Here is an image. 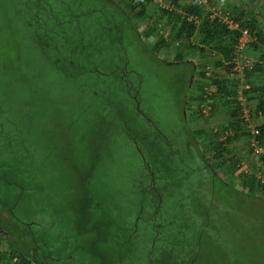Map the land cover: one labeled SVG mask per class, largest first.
<instances>
[{"label": "rangeland", "instance_id": "obj_1", "mask_svg": "<svg viewBox=\"0 0 264 264\" xmlns=\"http://www.w3.org/2000/svg\"><path fill=\"white\" fill-rule=\"evenodd\" d=\"M16 1L0 0V86L3 91L2 97L6 100L3 104L4 110L0 113L2 121L0 130L3 135L0 136V148H4L2 154L0 153V256L8 255L7 248L10 245L17 251L25 253L23 256L27 255L26 257L34 262L31 264H37V260L44 255L49 259L43 260L41 264H58L61 260L66 264L64 257H68V254L75 255V252L77 257L83 256L82 248L90 247V241L95 235V232L83 228L85 226L83 223H87V220L81 222V219L92 215L98 216L97 210L101 211L99 214L102 219L105 215V206L112 210L116 209L115 212L120 210L121 204L124 203L122 200L125 195L124 187L133 181V176L136 181L138 166L143 163L138 159V149L142 144L147 145L149 140L160 142L155 139L157 136L161 137L157 132L168 136L167 142L171 145L170 150H173L187 138L188 134L190 135V131L204 129L207 133L196 137V142L204 155L211 154L212 150L207 144L210 139L208 134L222 128L227 121L219 126H211L207 120L210 113L198 115L197 105L200 103L197 98L200 94L198 86L206 87V91L212 92L210 79L215 77L222 79L221 77L225 78L228 75L230 78L224 80L229 81V85L235 86L237 90L242 89L244 72L234 70V66L236 63H242L243 58L236 57L229 70L213 62L197 64L199 54L197 48L201 43L195 29L191 36L192 43L196 45L195 49L184 54L193 65L191 84L187 86L185 76H180L183 77L182 83L172 89L165 83V77H170V71H167L168 68L166 71L160 70L154 64L156 60L152 59L155 55L170 59L178 46L175 41H170L167 47L151 52V47L158 38L169 41V25L161 19L155 23L156 30L142 39L148 49L144 50L138 43H132L127 48L129 71L127 79L133 88L138 90L137 100L141 114L131 106L133 104L131 92L128 95L125 86L119 89L118 85L113 88L108 86L107 89L106 84L109 80L101 84V77L96 81L85 74L75 78L65 75L47 77L49 73L39 68L33 71L32 79L28 78L26 81L28 83L25 82V87H22V77L31 75L28 76V68L23 67V60L19 59V55L25 52L23 50L25 48L32 49V45L24 46L27 42L23 38L22 12L15 11L18 6L13 2ZM188 1L176 0L175 4L172 0L160 2L149 0L145 11L146 17L131 15L141 38L146 26L153 24L161 8L182 11V5ZM100 2L95 5L99 6ZM198 2L201 5L202 16L219 9L228 15L252 17L258 37L246 48L252 52H264V0H198ZM89 5L90 2H87V6ZM2 34L13 41L19 35L20 46L7 48L6 44L2 43ZM32 59L38 63L37 53ZM249 59L253 64H259L246 76L252 77L248 81L256 87L261 77H264V65L260 64L262 60H259V56ZM99 65L102 66L101 63ZM206 66L208 68H205ZM178 70L185 73L182 67ZM205 72L208 75H205ZM93 85H96L97 90L102 91L101 95L109 98L112 103L113 107L106 108L104 115V111L101 113L100 108L89 102L88 93L94 88ZM72 86L75 87L73 92ZM75 90L79 95H75ZM182 91L187 92L183 105L185 116L180 114L177 102H174L175 97ZM71 94L77 100L75 103L78 104L77 107L71 104ZM101 95L100 100L103 101ZM209 96L210 101L219 102V105H215L222 107V113H229L237 104L234 100L232 103H224L223 98L217 100L211 94ZM229 99L232 100V97ZM245 102L247 107H254L247 100ZM25 104L31 107V115L28 112L25 115ZM80 106L83 107L77 109ZM196 110L198 114L193 113ZM175 135H178L177 139ZM235 138L238 140L236 146L228 148L226 155L238 158L240 153H245L247 146L244 144V134H237ZM11 139L16 141L15 145L6 144ZM16 150L15 154L9 153ZM248 154L246 153L245 157L247 169L253 170L258 162L260 164L262 162L258 160L255 162L253 158L252 164L248 159L251 154ZM190 167L184 165L185 171L182 170L184 175H187ZM216 171L229 185L239 187L240 168L224 166L222 174ZM163 182L166 186L163 195L166 210L171 208L169 201L173 189L168 187L170 182L168 179H164ZM129 190L134 191V185ZM262 192L260 189L256 192L250 191L249 195L255 197L252 202L245 200L246 203H240L246 218L238 226L240 241L232 245V250L228 251L220 249L218 245L206 246L200 254L206 264L210 262L228 264L237 257L235 264H264ZM242 193L247 194V190L242 189ZM227 197L231 198L229 195ZM109 199L113 200L111 205H107ZM83 209L86 210L84 215ZM129 210L133 212L134 207H129ZM99 244L102 245V241H99ZM75 261L73 258L72 262ZM0 264L6 262L0 259Z\"/></svg>", "mask_w": 264, "mask_h": 264}, {"label": "trees", "instance_id": "obj_2", "mask_svg": "<svg viewBox=\"0 0 264 264\" xmlns=\"http://www.w3.org/2000/svg\"><path fill=\"white\" fill-rule=\"evenodd\" d=\"M148 1L17 0L13 2L18 6L15 11L22 12L23 38L27 42L24 46L32 45V49L25 48L23 49L25 52L19 55V59L23 60V67L28 68V76L31 75V77H22V87H25L28 78L32 79L33 71L40 68L49 73L47 77L65 75L75 78L85 74L95 81L101 77V84L109 80L106 84L107 89L108 86L113 88L117 85L119 89L123 85L122 81L116 77L119 73L116 66L121 68L123 62L127 63L128 46L138 43L144 50L148 49L142 39L156 30L155 23L161 19L169 25V41L158 38L151 47L154 52L167 47L170 41H175L178 46L174 58L182 60L186 52H192L195 49L196 45L192 43L191 36L197 29V38L201 43L197 48L199 55L207 56L211 52L218 54L222 61L218 60L215 64L226 70H229L233 64L234 45L240 34L239 30L247 27L256 39L258 37L252 17L241 18L240 14L230 15L238 22V28L228 29L217 19H209L207 13L202 16L198 0H189L182 5V11L161 8L153 24L146 26V31L141 38L132 17H146ZM87 2H90L89 6ZM97 2H100L99 6L95 5ZM172 2L177 4L176 0ZM190 14L197 15L199 23L187 21L186 17ZM2 37V43H5L7 48L20 46L18 45L21 41L19 35L14 41L8 40L9 38L4 34ZM35 53L39 59L38 63L32 59ZM259 57L264 61V52H261ZM100 63L102 66L99 65ZM258 65L255 63L251 69H244L243 76H248ZM102 72L108 74L105 76L101 74ZM200 74L203 75L202 72ZM209 82L213 87L211 92L213 98L217 100L223 98L224 103H232L233 100L236 102L235 86L228 87L225 80L218 78H212ZM92 87L94 88L88 93L89 102L100 108L101 113L106 108L113 107L109 98L101 95L102 91L97 90L96 85ZM74 88L71 87L72 92ZM198 88L200 94L197 98L200 102L204 91L203 87L198 86ZM250 88L254 91L260 87L251 84ZM37 89L39 90L38 87ZM242 93L244 95L246 89L243 88ZM2 95L0 86V113L4 110V102L6 103ZM75 95L79 94L75 93ZM100 95L103 101L100 100ZM71 96L72 106L77 107L75 96L73 94ZM229 97H232V100ZM209 104L210 113L217 105L212 101ZM29 105L25 104V115L27 112L31 115ZM254 109L264 114V96H261V93ZM104 113L105 111L103 115ZM229 113L230 119L222 128L215 131L209 129L211 132L208 134L210 139L207 144L212 150L209 156L201 152L196 142V137L206 132L204 129L189 132L190 135L188 134L186 138L188 141L186 151H182L180 145L169 150L159 136L155 139L160 142L149 140L147 145L142 144L140 150L147 166L141 163L138 166L136 181L133 176V181L124 187L122 207L119 206L120 210L115 212L116 209L112 210L105 206V215L102 219L99 210L96 211L98 216L92 215L81 219V222L84 219L87 220V223H83L85 225L83 228H88L89 232H95V235L91 237V246L82 248L83 256L77 257L76 252L75 255L68 254V257H64L66 264H206L200 256L206 246L218 245L222 250H232V245L241 239L238 226L246 219L240 203L252 202L255 197L250 196L249 192L264 189V184H260L252 172L244 173L240 170L239 187L235 188L224 181L216 171L221 172L224 166L231 168L239 166V158L226 155L228 143L235 140L237 134L243 135L237 116L238 105L232 107ZM224 128H231L235 134L227 137L224 142L217 141L218 135ZM156 135L157 133L154 137ZM0 136H3L1 130ZM258 137L264 142V122L259 125ZM6 144L15 145L16 141L11 139ZM3 150V147L0 148L1 154ZM17 150L9 151V153L15 154ZM137 155L139 156V153ZM139 157L138 159L141 160ZM259 159L264 166V156H260ZM185 164L191 166L187 170V175L183 174ZM147 171H150L152 175L150 176ZM164 179L170 181L168 187L173 189L169 201L171 208H167L168 211L164 207L163 195L166 189ZM133 185L134 191L129 190ZM242 189L247 190V194L242 193ZM112 203L113 200L109 199L107 205ZM131 206L134 207L133 212L129 210ZM82 211L84 215L86 210ZM229 227L233 229L230 230ZM98 240L102 241V245ZM7 250L8 255L2 254L1 261L6 264H30L15 248L9 245ZM13 257L14 260H12ZM71 257L76 261L72 262ZM45 259L49 257L46 255L41 257V263ZM235 259L238 260V257ZM235 259L228 264H235ZM41 263L37 261V264ZM58 264H65L64 260Z\"/></svg>", "mask_w": 264, "mask_h": 264}, {"label": "built area", "instance_id": "obj_3", "mask_svg": "<svg viewBox=\"0 0 264 264\" xmlns=\"http://www.w3.org/2000/svg\"><path fill=\"white\" fill-rule=\"evenodd\" d=\"M160 2L161 0H157ZM208 18L209 19H217L221 24L225 25L228 29H237L238 28V22L235 21L230 15H228L227 12H223L219 9H216L214 11L208 12ZM187 21H191L194 24L197 23L198 17L195 14H190L186 17ZM240 34L238 35L235 45H234V55L235 57L233 60L236 59V57H242L243 61L242 63H236L234 66V70L238 71H244V69H251L253 67V62L242 55V51L251 43L256 40V36L252 35L247 27H243L239 30ZM205 68H208L207 66ZM205 75H208V73H204ZM241 88H245L244 85L241 86ZM242 89L235 90V100L238 105V117H239V126L240 131L245 136V142L247 145V148L251 151V154L253 156H256L259 158L260 156H264V142L261 140L259 136V123L257 122V118L264 119V114L261 113L260 110H255L252 108L247 107L245 102V96L242 93ZM204 93L202 94V100L197 105L198 107V113L201 115H207L209 114V108H210V99L209 95L211 94V91H206V87L203 88ZM215 131V130H214ZM234 134V131L231 128H224L220 135L217 137V141L224 142V140L232 136ZM260 163H257L256 167L253 170H248L247 166L245 164V161L243 159H239V168L244 173L252 172V174L255 176V178L259 181L260 184H264V166H262ZM14 260V257L12 258Z\"/></svg>", "mask_w": 264, "mask_h": 264}, {"label": "flooded vegetation", "instance_id": "obj_4", "mask_svg": "<svg viewBox=\"0 0 264 264\" xmlns=\"http://www.w3.org/2000/svg\"><path fill=\"white\" fill-rule=\"evenodd\" d=\"M152 51L153 50H151V52ZM152 59L156 60L154 64H155V66L157 65L158 66L157 68H159L160 70H165L166 71V69L168 68L167 71H170L169 72L170 73L169 74L170 77H165L166 78L165 83L168 84L172 89H174V87H177L179 84L182 83L183 77H180V76H185V83H186L187 86H189L191 84V80L193 78V77H191L192 76V67H193L192 61H190L188 59H185V58H183L182 60H178V59H175L174 56H172L170 59H168V58L165 59V58H163L161 56H157V55H155L154 58L152 57ZM116 67H117L116 70L119 71V73L116 74V77H118L122 81V85H123V87L125 86L124 88H126L127 94L129 95V93L131 92L130 93V98L133 100L132 101L133 104L131 106H134L135 107V110L139 114H141V110H139V108H138L139 107L138 106V100H137V98H138L137 97L138 96V90H135L133 88V86L131 85V82L128 81V79H127V77H128L127 75L129 73V71L127 69V63L126 62H123V65H122L121 68H119L118 66H116ZM180 67H182L185 70V73H182V72H180L178 70V68H180ZM132 72H134V71H132ZM101 74H103V75L106 76L108 73L107 72H102ZM186 93H187L186 91H184V92L182 91L181 94L178 95V97H175L176 101H174V99H172L174 102H177V105H178V108H179V112L183 116H185L184 115V112H183V105H184V102L186 101V96H187ZM193 113H197V110L195 112H193ZM154 131H156L155 128H154ZM157 133H159L161 135L162 141L164 142V144H166V146L170 150L171 145H170L169 142H167V137L168 136H164L160 132H157ZM174 137H175V139H177L178 138V135L177 136L175 135ZM187 142L188 141L184 138L183 141L181 142V144H178L177 146L180 145V148L182 149V151H186V149H187L186 143ZM138 153H139V156L141 157V161H143V163H144V156H143V154H142V152H141L140 149H138ZM145 166H147V165L145 164ZM148 174L150 176L152 175L150 171L148 172ZM20 253H21L20 256L24 260H27L30 264L31 263H34L29 258H27L26 256H23V254H24L23 252H20ZM37 261L39 263H41V258H40V260H37Z\"/></svg>", "mask_w": 264, "mask_h": 264}, {"label": "crops", "instance_id": "obj_5", "mask_svg": "<svg viewBox=\"0 0 264 264\" xmlns=\"http://www.w3.org/2000/svg\"><path fill=\"white\" fill-rule=\"evenodd\" d=\"M200 46V45H199ZM244 51V52H243ZM242 51V55L243 56H247V58H250V57H257V56H259V54H261V52H259V53H257V52H252L249 48H245L244 50ZM197 59H196V62H197V64H200V63H206V62H213V63H215L216 61H218V60H220V61H222V58H221V56H219L218 54H215V53H213V52H211V54L210 55H207V56H200L199 54L197 55ZM183 58H185V57H183ZM186 59V58H185ZM261 59V58H260ZM259 59V60H260ZM258 62H260V61H258ZM262 63H260V64H262V65H264V61L262 60L261 61ZM215 78H220V77H215ZM223 80L225 79H227V78H230V77H228V75L224 78V77H221ZM251 78L252 77H243L242 78V85H244L245 86V88L244 89H246V93L244 94V96H245V99L248 101V102H250L251 104H253L254 105V107H255V105H256V102H257V98H258V96H259V93H261V96L263 95L264 96V77H261V79L259 80V83H257V87H260V88H257L256 90H254V91H252L251 90V88H250V85L251 84H249V82L250 81H248V80H251ZM226 83H227V86L228 87H230L229 86V81H226ZM241 85V86H242ZM228 98V97H227ZM217 105H219V102H217L216 103ZM254 107L252 108V109H254ZM230 119V115H229V113H227L226 114V112L225 113H222V107H215L213 110H212V112H210V114H209V116H208V118H207V120L208 121H210V125L211 126H219L221 123H223L224 121L226 122V121H228ZM257 122L259 123V124H261V123H263L264 122V119H262V118H257ZM241 137V136H240ZM245 137V136H244ZM237 140V138L235 139V140H233V141H230L229 143H228V145H230V147L227 145V149L228 148H231V147H233V146H236V142L238 141H236ZM245 145H246V142L244 143ZM247 146V145H246ZM246 151H248V152H246ZM245 151V153L243 152V153H240V155H239V159H243L244 161H245V164H246V166H247V163H246V160H245V157H247V155H246V153H249V154H251V151L247 148V150ZM248 154V155H249ZM253 158H255V162H256V160H258V161H260V159L258 158H256V156H253L252 154L250 155V157H248V159H249V161L253 164V162H254V160H253ZM259 163V162H258ZM255 165V164H254ZM248 167V166H247ZM256 167V166H255ZM262 167V166H261ZM261 191H263L262 193L264 194V189H261Z\"/></svg>", "mask_w": 264, "mask_h": 264}]
</instances>
